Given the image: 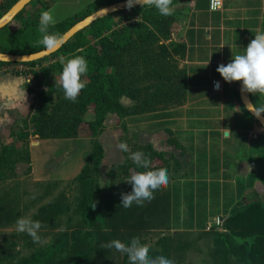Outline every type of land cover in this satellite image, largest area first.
Segmentation results:
<instances>
[{"label":"crops","instance_id":"1","mask_svg":"<svg viewBox=\"0 0 264 264\" xmlns=\"http://www.w3.org/2000/svg\"><path fill=\"white\" fill-rule=\"evenodd\" d=\"M209 1L178 0L173 5L171 39L185 46L177 58L185 75L183 102L123 116L107 113L97 136L103 150L98 182L105 198L125 192L111 186L123 178L117 168L124 161V153L117 147L121 142H135L156 152L150 169L131 167L127 179L134 171L167 169V187L155 192L162 199L161 215L153 217L151 226L135 231L143 232L142 237L153 236L152 240L157 239L156 233L168 236L152 242L156 246L151 250L162 251L163 240L175 264L180 260L173 255L177 252L173 235L196 234L200 241L211 236L205 226L216 216L227 218L250 202L264 204V128L244 108L239 96L241 82H225L216 71L220 64L231 62L233 54H243L255 35L264 32V0H222L217 10L209 9ZM102 2L52 0L45 11H51L58 22L92 4L97 3L96 9L111 4ZM213 79L221 81L219 91L212 89ZM28 81L23 75L0 73V138H8L13 123L32 112L35 93L29 90ZM249 95L256 108L264 106V96ZM120 101L125 107L132 104L128 97ZM88 113L87 119H94L92 107ZM43 143L39 138L29 147L33 181L48 179L33 176L35 156ZM184 258L188 261L186 255Z\"/></svg>","mask_w":264,"mask_h":264},{"label":"trees","instance_id":"2","mask_svg":"<svg viewBox=\"0 0 264 264\" xmlns=\"http://www.w3.org/2000/svg\"><path fill=\"white\" fill-rule=\"evenodd\" d=\"M17 0H11V3ZM35 0H31L10 23L0 30V52L25 54L45 48L43 45L31 48L25 34L29 32L41 38L38 30L41 12L49 8L52 0H44L30 16L20 18ZM103 5L121 0H102ZM178 0H172L173 5ZM97 3L68 18L56 22L49 32L61 36L69 27L96 9ZM10 8V6H9ZM8 10L0 12V17ZM174 14L161 16L154 7L136 6L131 9L117 11L103 16L77 32L56 52L24 63L0 62L1 66L23 65L35 66L58 56L67 61L76 56H83L88 64L87 74L82 76L87 81L86 87L80 92L77 101L71 102L64 98L63 90L48 82L45 89L35 91V102L28 119L21 125L11 129L15 137L9 144L0 140V180L15 176V165L24 160L30 163L27 150L20 153L17 143H24L29 136L39 138H70L76 137L78 128L87 125L91 136V149L74 178L79 183L81 197L76 206L83 228H76L71 233H62L63 239L51 243L45 248L19 260H11L7 264H99L114 251L106 245L120 235L131 236L136 228L151 226L153 217L161 215L160 196L154 193V199L143 207L135 203L129 208L121 204V194H110L109 198L99 193L98 166L103 157V150L97 136L103 130V121L107 113L119 116L152 111L161 106L177 105L183 102L185 92V75L177 66V58L184 53L185 46L171 39ZM19 23L17 31L25 39L8 40L5 31L14 23ZM15 29V30H16ZM14 30V31H15ZM15 31V32H17ZM61 73L63 64H55ZM15 75H22L20 72ZM42 83L37 81L36 86ZM31 91V90H30ZM131 99V106H123L121 97ZM92 107L94 119L84 117L87 108ZM130 151L143 152L152 159L156 152L149 147L138 146L135 142H127ZM21 149V148H20ZM124 153V161L117 168L122 171L123 178L111 183L114 191H131V184L126 182L127 171L136 165ZM137 168V167H136ZM29 169V168H28ZM143 169V168H137ZM121 193V192H120ZM158 204V205H157ZM57 202H49L38 209L37 221L42 226L51 225V220L61 211ZM10 217V211L0 210V217ZM56 225V224H55ZM227 232L208 231L212 235V264H264V204L259 201L247 203L241 210L228 216L224 222ZM80 235V236H79ZM176 237L175 249L179 250L188 243ZM73 238L69 253L62 259L55 260L57 251L68 245ZM166 240V238H163ZM239 239V241L237 240ZM105 242V244H104ZM162 250H150L152 257H170L167 244L162 240Z\"/></svg>","mask_w":264,"mask_h":264},{"label":"rangeland","instance_id":"3","mask_svg":"<svg viewBox=\"0 0 264 264\" xmlns=\"http://www.w3.org/2000/svg\"><path fill=\"white\" fill-rule=\"evenodd\" d=\"M41 1L44 0H35L20 18L33 14L38 6H42V4H39ZM12 4L11 0H0V12H3L5 8L9 9V6L11 7ZM18 23L19 20L17 23L12 24L10 29L5 31L8 40L25 39L23 35H26L31 48L40 47L41 44L38 43L39 37L29 32L22 35L21 31H17L16 27ZM35 31L38 33L37 29ZM57 61L62 64L66 62L64 58L58 56L35 66H1L0 73H22L24 77L29 79L27 83L29 90L35 92L45 89V84L55 82V78L59 79L60 72L55 67ZM37 81L42 83V85L37 87ZM88 112L89 107L84 115L86 119L88 118ZM29 116L30 114L26 118L16 120L10 128V132L15 125L20 126L22 120L28 119ZM14 139L15 137L11 136L10 133L8 138H0L3 144H9ZM38 140L39 138L31 135L26 142L17 143L19 152L23 153L27 150L30 159L29 147L30 145L35 146ZM42 140H44V143L41 146V152L37 151V155L35 156L36 161L33 176L39 177L44 175L48 179L33 181V177L30 174V159V163H26L23 160L15 165V176L0 180V210L5 207V209L10 211L11 215L9 218L5 216L0 217V264H7L11 260L16 261L27 257L31 253L36 252L38 248H45L51 243L61 241L63 239V232L69 234L76 228H83L80 224V215L75 211L81 197V190L79 183L73 180L84 165L91 149L89 129L87 125L82 124L78 128L76 137L46 138ZM99 193L101 195L104 194L102 187L99 188ZM49 202L59 203L62 207L61 211L52 218L51 223H49L51 225L42 226L39 230L38 234L41 236V242L33 243L32 238L27 233H21L16 230V221L20 217H30L32 220L37 221L38 209L46 206ZM141 233L143 232H139V230L137 232L134 231L131 236L124 233L120 235L119 240L129 244L133 237H138L141 243L145 244L149 239L148 246L151 250L156 246V244L151 245L152 242H157L159 239L168 237H161L159 233H156L157 239L152 240L153 236L148 237L147 234L142 237ZM197 237L196 234H191V237L188 234L178 237L184 244L188 241L184 250H176L177 252L173 253L180 260L177 262L178 264H212V235L202 238L200 241V238ZM73 240V238H69L68 245L63 244V247L57 251V255L54 257L55 260L62 259L70 254L69 246L73 243ZM160 248L162 250L161 243ZM185 255L188 261L184 258ZM169 259L174 261V257L171 258L170 256ZM99 264H128V259L126 255H122L115 250L107 259Z\"/></svg>","mask_w":264,"mask_h":264},{"label":"clouds","instance_id":"4","mask_svg":"<svg viewBox=\"0 0 264 264\" xmlns=\"http://www.w3.org/2000/svg\"><path fill=\"white\" fill-rule=\"evenodd\" d=\"M136 4L141 7H154L161 16H171L174 14L175 7L172 0H127L126 7L131 9ZM56 19L51 11H43L40 14L38 31L41 38L39 44L51 50L62 43V37L49 32V28L56 24ZM223 47V45L221 46ZM205 66L202 67H206ZM88 71V64L83 56H76L68 59L62 67L59 79L55 78L64 93V98L76 102L80 92L86 87L87 81L82 79ZM216 71L221 75L225 82H241L242 92L250 93L254 96L260 94L264 96V33H257L252 39L243 54H233V59L227 65L220 64ZM215 87H219L217 82ZM257 119L264 113V106L255 110L250 109ZM122 152H129V158L137 168L150 169L151 160L143 152H131L126 142L117 145ZM131 184V191L121 193L120 204L124 208H129L135 203L143 207L146 202L150 203L155 197L154 193L167 187L169 177L167 169L134 171L126 180ZM103 187V186H101ZM42 224L32 220L30 217H20L16 221V230L27 233L33 243H40L41 236L38 234ZM106 247L114 248L122 255H126L128 264H175V262L165 256L152 257L149 255L150 248L147 244H142L138 237H133L129 244L119 239L110 241Z\"/></svg>","mask_w":264,"mask_h":264},{"label":"water","instance_id":"5","mask_svg":"<svg viewBox=\"0 0 264 264\" xmlns=\"http://www.w3.org/2000/svg\"><path fill=\"white\" fill-rule=\"evenodd\" d=\"M31 0H17L14 2L11 7L0 17V30L6 26L8 23L12 21V19L30 2ZM127 0L118 1L115 3L108 4L101 8L96 9L95 11L91 12L87 16L83 17L82 19L75 22L71 27H69L62 35V43L56 47L55 49H47L43 48L41 50L25 53V54H16V53H7V52H0V62H16V63H24L29 61H35L41 58H44L54 52H56L63 44H65L74 34L81 31L88 25H90L95 20L112 14L117 11H122L129 9L126 7ZM139 6L136 4L133 7ZM132 7V8H133ZM264 33V32H263ZM242 83L239 87V96L240 100L246 109V111L264 128V115L261 114V118L257 119L253 112L250 110H255L256 107L251 101L249 93H244L241 90Z\"/></svg>","mask_w":264,"mask_h":264},{"label":"built area","instance_id":"6","mask_svg":"<svg viewBox=\"0 0 264 264\" xmlns=\"http://www.w3.org/2000/svg\"><path fill=\"white\" fill-rule=\"evenodd\" d=\"M222 0H210L209 1V9L211 10H217L221 7ZM219 83V87H215L216 83ZM211 87L214 91H219L221 87V81L219 79H213L211 82ZM226 220V217L223 216H216L211 222L206 224L205 231H217L220 233L227 232V228L224 225V222Z\"/></svg>","mask_w":264,"mask_h":264}]
</instances>
